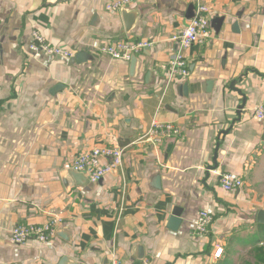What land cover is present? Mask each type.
Listing matches in <instances>:
<instances>
[{
    "label": "crops",
    "instance_id": "0c3cea01",
    "mask_svg": "<svg viewBox=\"0 0 264 264\" xmlns=\"http://www.w3.org/2000/svg\"><path fill=\"white\" fill-rule=\"evenodd\" d=\"M111 1L0 0V264H264V122L253 113L264 105V0H136L130 30ZM199 3L210 38L185 51L188 76L170 80L171 37ZM33 30L83 56L31 52ZM128 39L155 42L134 76L131 61L100 51ZM154 119L182 134L159 155L139 139ZM96 145L128 146L123 164L79 186L73 162ZM221 172L243 187L223 190ZM203 209L214 220L195 235ZM51 213L62 217L52 241L11 242L15 225Z\"/></svg>",
    "mask_w": 264,
    "mask_h": 264
},
{
    "label": "built area",
    "instance_id": "2783aa9c",
    "mask_svg": "<svg viewBox=\"0 0 264 264\" xmlns=\"http://www.w3.org/2000/svg\"><path fill=\"white\" fill-rule=\"evenodd\" d=\"M136 0H113L106 5L110 12H119ZM210 9L205 4H197L195 14L190 22L171 37V41L177 44V50L171 56V71L169 79L185 78L189 74L188 63L185 51L194 44H205L210 38ZM155 45L152 40H121L115 43L106 44L100 47V51L112 59L131 61L134 55L145 48ZM29 49L33 53L42 52L49 56L69 59L75 56L72 50L54 45L48 42L45 37L33 30L32 42ZM254 117L264 122V105H260L254 110ZM181 127L173 121H160L154 119L139 138L140 142L150 144L159 155V147L169 138L181 137ZM128 146L121 145H96L91 146L81 152L74 160L72 168L74 171L84 173L91 182H99L104 176L123 164V156ZM105 160V162L103 161ZM218 172V171H216ZM220 185L223 190L231 192L243 187L241 178L234 176L230 172L220 173ZM214 220V216L209 211L203 209L198 212L194 227L195 235L206 234ZM62 222V217L51 213L42 222L18 223L10 231V239L14 244L20 245L30 239L40 243H49L57 235V230ZM223 247L217 245L214 256L219 258L223 254ZM111 264H120L113 261ZM139 264H149L147 260H142Z\"/></svg>",
    "mask_w": 264,
    "mask_h": 264
},
{
    "label": "water",
    "instance_id": "95a60500",
    "mask_svg": "<svg viewBox=\"0 0 264 264\" xmlns=\"http://www.w3.org/2000/svg\"><path fill=\"white\" fill-rule=\"evenodd\" d=\"M136 7V3H133L125 8H122L121 9V13H122V16L125 20V24H126V28L127 30H130V27L131 25L134 23L135 19H136V14H134V8ZM83 56V53H78L77 55H75L74 57H72L75 61H79L80 60V57ZM139 64V59L136 55L133 56V58L131 59V73H132V76H134V73L136 71V69L138 68ZM211 85V83H209ZM64 85L62 84H58L52 92H56L57 90L63 88ZM185 90L187 91L188 90V83L185 84L184 86ZM236 90L240 93L241 90L240 89H237ZM243 94V93H242ZM243 97H244V101L242 103V105L240 106V108H243L244 105H245V96L243 94ZM169 151V150H168ZM168 155V152L166 153ZM217 157H218V149L215 153V158H214V166L210 168L211 169H214V168H217L218 167V164H217ZM72 176L75 178L77 184L79 186H83L86 184V182L88 181L87 179V176L82 173V172H71ZM153 185L155 188H158L160 189L161 188V177L160 175H157L155 178H154V181H153ZM183 209L182 207H179V206H175L171 212V215L169 216V219H168V228L172 229V230H176L177 227L179 226V224L182 223L183 221ZM258 220L261 222L264 220V210H260L259 214H258ZM59 233V231H57V234ZM140 249V257H144V254H143V249L142 247L139 248ZM144 259V258H143ZM72 260L69 259L67 256H62L61 258V261L59 264H74L71 262ZM76 264V263H75Z\"/></svg>",
    "mask_w": 264,
    "mask_h": 264
}]
</instances>
